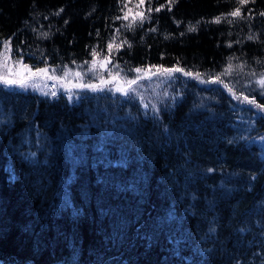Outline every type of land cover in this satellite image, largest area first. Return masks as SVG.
Here are the masks:
<instances>
[{"label":"trees","instance_id":"1","mask_svg":"<svg viewBox=\"0 0 264 264\" xmlns=\"http://www.w3.org/2000/svg\"><path fill=\"white\" fill-rule=\"evenodd\" d=\"M261 13L0 0L1 62L81 74L55 95L0 83V264H264Z\"/></svg>","mask_w":264,"mask_h":264},{"label":"snow or ice","instance_id":"2","mask_svg":"<svg viewBox=\"0 0 264 264\" xmlns=\"http://www.w3.org/2000/svg\"><path fill=\"white\" fill-rule=\"evenodd\" d=\"M138 2L140 4H143L145 2V0H138ZM174 0H169V3H173ZM249 2V0H238L239 5L243 6L245 4H247ZM161 7H163V5H161ZM152 9L149 8V11H151ZM62 11V9H61ZM155 11H160V8H156ZM229 15L233 16V17H239L241 15V10L239 7H237L234 11H232L231 13H229ZM262 16H264V13H261ZM137 17L142 21L143 19H146L145 15L143 12L137 13ZM137 17H133V19L135 20ZM120 17H117V19H119ZM127 15H125L124 19H127ZM216 22H220V17L216 18ZM231 22V21H229ZM128 27H132V25H128ZM190 31L195 30L193 27L189 28ZM43 35H47V33H44ZM252 37L250 36L249 39H251ZM5 51H10V41H5ZM108 47L111 49L112 48V44L109 43ZM93 56L98 55V53L93 50L92 53ZM17 63H22V61H17ZM104 64H101V67H104ZM24 69L25 71H27L28 73H30L29 76H23V75H19V74H15L17 75L18 78H8L5 76H0V83H4L7 85H19L21 87H26L27 86V81L29 79H31V77H34L36 75H44L47 74L49 71V68L45 67V68H36L35 71H32L31 68H29L27 65H24ZM231 69V64H229V70ZM142 71H145L144 69L141 68H136L135 72L137 73H141ZM175 72H183V74L185 76H193L195 75V77L198 79L200 77L199 73L193 74L192 72H185L184 69L179 68V67H174V68H163V66H159L156 67V71L155 72H151L149 71V76H154V75H168L171 76L173 73ZM65 75H67V72L65 73ZM77 76H80L81 74L78 72L76 73ZM51 78V77H49ZM142 77L141 76H137L134 79L128 80L127 83L129 86L137 83L138 80H140ZM202 82H209V81H202ZM211 82H221L219 80V77H217L215 80L211 81ZM259 83L264 86V77L261 78V80L259 81ZM80 87H89L92 88V90H99L97 85H80ZM117 91H122L125 93V95L127 94V91L125 89L122 88H118ZM134 91V90H133ZM229 91H232V89H229ZM52 95H55V93H52ZM243 94L241 93V96ZM237 99H240L239 96L236 97ZM243 101H246L248 103H255L254 98L253 99H249L248 96H243ZM259 109L264 110V104H257L256 105ZM145 107H147V105H145ZM154 107V106H153ZM211 171V170H209Z\"/></svg>","mask_w":264,"mask_h":264},{"label":"rangeland","instance_id":"3","mask_svg":"<svg viewBox=\"0 0 264 264\" xmlns=\"http://www.w3.org/2000/svg\"><path fill=\"white\" fill-rule=\"evenodd\" d=\"M108 62H109V58H102L94 61V63L97 64L100 68H105L109 64ZM101 64H104L105 66L101 67ZM24 65L25 64L23 63H12V62L4 63L1 62L0 60V69H1L0 74L8 78H18L17 75L15 74L29 76L30 73L25 71ZM28 67L31 68L32 71H35L36 69L31 66ZM66 72L67 75H65ZM76 73L77 71L71 68L59 69L57 67H50L47 74L36 75L34 77H31V79L27 81V85L33 89L41 90L42 92L55 93L57 92V89L63 87L65 83L74 81L77 78ZM262 77H264V75L257 76L256 80L259 82ZM115 80L119 83L118 79ZM73 84L74 83H72V85ZM112 87L118 89V88H122V85L113 82Z\"/></svg>","mask_w":264,"mask_h":264}]
</instances>
